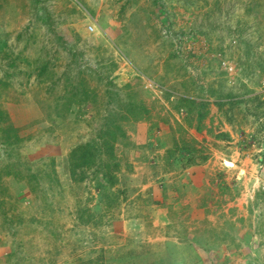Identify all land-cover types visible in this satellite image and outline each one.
I'll return each instance as SVG.
<instances>
[{"label": "rangeland", "instance_id": "374dc122", "mask_svg": "<svg viewBox=\"0 0 264 264\" xmlns=\"http://www.w3.org/2000/svg\"><path fill=\"white\" fill-rule=\"evenodd\" d=\"M221 84L241 103L199 132L174 105ZM163 137L208 174H163ZM0 242V264H264V0H0Z\"/></svg>", "mask_w": 264, "mask_h": 264}, {"label": "trees", "instance_id": "16d2710c", "mask_svg": "<svg viewBox=\"0 0 264 264\" xmlns=\"http://www.w3.org/2000/svg\"><path fill=\"white\" fill-rule=\"evenodd\" d=\"M161 13L164 15L165 12L162 11ZM178 43H180V42H178ZM222 73L223 74H221V75L226 74L225 72H222ZM83 83H85V82H83ZM136 92H137V90L134 93L135 102H136V100H138V97H137L138 92L137 93ZM207 93H208V90H207ZM208 94L211 97H217L218 98V101L216 102V104L220 108L224 107L226 104L236 105V104L241 103V99H237V98H240L241 96L238 95L237 92L234 91V89L229 90L228 85H226V84L219 85V89H217V90L210 88V91ZM209 106H210V103H208L207 101L202 100V101L197 102V98H193L191 96L189 97L187 95L179 96L177 103L174 105V107L179 111H180V109L186 108L185 110L187 112H189L190 114H194L193 112L197 113V121L198 122H196L197 126L195 128L199 132H202L204 129V121L207 118V116H209ZM1 117H3L2 119L7 120L6 115H1ZM190 122H191V120H190ZM178 126L180 128H183L180 123L178 124ZM208 132L212 133L213 131L210 129V130H208ZM5 133L8 136H12V135L17 133V130L10 127L5 131ZM172 133H176V131H173ZM117 134L119 136L125 135L123 127L118 125V124L114 125V130H113L112 136L115 137ZM229 137H230V135L228 133H224V132L216 135V138L218 140H221V141H226L229 139ZM163 138L165 140L162 141V143H161L162 146L168 147L169 144L174 145L173 146L174 149H172V151L169 152V157H168L169 160L167 159V162L170 164L171 167L173 165H174V167L180 166L182 162H185L186 165L191 167V166H194L198 163V159L200 157L202 158V154L199 153V151L197 149V145H194V143H191L190 140H187V139L182 137L180 141L173 139V143H172V142H169V140H167L168 137H163ZM19 141H20V138L16 137L15 142L17 143ZM148 146H150V144ZM153 147H154V144H153ZM90 153L93 154V151H91ZM87 158L90 159L89 157H87ZM184 158H185V161H183ZM204 158H206V157H204ZM110 160L112 161V164L111 163L106 164L108 171L103 174V177H106V178H108V174L111 175L113 173L114 169L117 171V168L120 165L119 164L120 161L114 155V148L113 147L111 148ZM201 160H203V159H201ZM205 160L206 159H204V161ZM113 161H115L114 164H113ZM111 177H115V175H112ZM109 181L111 183L113 181V179L109 178ZM113 183H114V181H113ZM106 196L108 197V199L111 202V203H109L110 206H114V204H116L119 201L118 195H108L107 194Z\"/></svg>", "mask_w": 264, "mask_h": 264}, {"label": "crops", "instance_id": "0c3cea01", "mask_svg": "<svg viewBox=\"0 0 264 264\" xmlns=\"http://www.w3.org/2000/svg\"><path fill=\"white\" fill-rule=\"evenodd\" d=\"M181 61V60H180ZM179 69V68H178ZM182 70H183V72H184V70H185V72H186V69L185 68H181ZM181 96H182V94H181ZM186 108H184V109H181V110H183V111H186L185 110ZM187 115L188 116H190L191 114L189 113V112H187ZM197 116L195 115V114H193V116L191 117V118H195V119H197L196 118ZM191 120V119H190ZM180 122H182V121H180ZM166 133V132H165ZM172 144H170V146H171ZM174 146V145H173ZM172 149H174L173 147L172 148H170V149H168L169 151L167 152V150H166V152L164 153V155H163V158H164V162L162 163V166H163V168L165 167V169L163 170V174H171V173H175V172H178V171H180V172H178V174H184V177H196L195 175H197V177H205V175H207L208 174V172L210 171V165H211V160H209L208 162H207V164L206 165H204V166H202V168H201V166L200 167H196V166H194V167H190L188 170L186 169V168H188V165H186L185 164V162H182L181 163V165L180 166H176V167H174V165L171 167L170 166V164L167 162V159L169 160V152L170 151H172ZM230 156V155H229ZM228 158V157H227ZM233 157L231 156V159H232ZM229 159V158H228ZM230 159V160H231ZM183 161H185V158L183 159ZM233 161V160H232ZM229 162H231V161H229ZM172 163V162H171ZM217 164H220V163H218L217 162ZM222 165V164H221ZM214 166H216V165H214ZM156 167H152V169H153V171H154V174H156V173H158L159 171H157L156 169H155ZM230 168V167H229ZM211 175H212V173H211ZM129 176L130 177H136L137 175H134V173H132V174H129ZM141 185H143V183L141 184ZM22 196H25V194L24 195H22ZM21 196V197H22ZM22 199V198H21ZM147 203V202H146ZM187 210V209H186ZM190 213H193L194 212V210H190L189 211ZM15 222H17L16 220H13V219H9V223L11 224V225H14L15 224ZM145 225H146V227H147V225H148V227L150 228V233H158L157 231H160V232H162V230H158L157 228L160 226V224L159 223H157L154 219H152V220H149L147 223L146 222H143ZM192 224V227H196L197 225H198V222H192L191 223ZM163 225L164 226H172L171 224H169V223H167V222H163ZM196 228H199V227H196ZM212 228H214V227H212ZM208 229H209V227H208ZM207 229V230H208ZM30 230L31 231H34V230H36V228H33L32 227V225L30 226ZM213 234V233H212ZM174 235H175V238L177 239V240H179L180 242L179 243H177V245H175V244H173V243H171V246H173V247H171V248H173V249H175L176 250V253H177V258H175V259H173V258H171V257H167V258H170V259H172V260H174L173 261V263L175 262V261H179L180 263H188V262H190V261H193L192 259H189L188 258V256L187 255H185L184 254V256H182L181 255V253H179L178 252V250L180 249V244H184L185 242V235L186 234H178V233H174ZM198 236V235H197ZM189 238L191 239V240H193L194 238H195V235L194 234H191L190 236H189ZM221 237H217L216 235H214V242H211V244H213V245H215L216 243H218V240L220 239ZM176 241V240H175ZM184 242V243H183ZM1 242H0V246H1ZM5 244V243H4ZM182 246V245H181ZM4 247V246H3ZM6 249H8L7 247H4V249L2 248V250H0V253L2 252V251H4V250H6ZM196 250H197V248H195ZM166 253H167V251H165ZM183 252V251H182ZM3 254H7L6 252L5 253H3ZM179 256H180V259H179ZM144 257L146 258V260H151L150 258L148 259V255L146 254V253H144ZM196 257L198 258V255L196 254ZM194 259H196L195 257H194ZM155 260H157V259H155ZM190 260V261H189ZM161 261V259L158 261V262H160ZM196 261H198L197 259H196ZM249 261L250 260H248L247 259V257H246V262H248L249 263ZM169 262V261H168ZM194 262V261H193ZM169 263H171V262H169Z\"/></svg>", "mask_w": 264, "mask_h": 264}, {"label": "clouds", "instance_id": "9594fccd", "mask_svg": "<svg viewBox=\"0 0 264 264\" xmlns=\"http://www.w3.org/2000/svg\"><path fill=\"white\" fill-rule=\"evenodd\" d=\"M177 34H179V33H177ZM172 40V39H171ZM187 40H185L184 38H183V41H182V43L181 44H179V43H177V45H180V46H182L183 44H185V42H186ZM171 43H173V44H175L176 42H174V41H172ZM180 60H181V62L183 63V66H184V68H186V64L184 63V60L183 59H181V58H179ZM222 72H225V70H221V73ZM226 73V72H225ZM223 74V73H222ZM225 75V74H224ZM154 86H156L157 87V85H154ZM160 87H161V85H160ZM157 88H159V87H157ZM159 89H161V88H159ZM162 90V89H161ZM175 97V96H174ZM202 100H204V101H207L208 103H210V105H212L213 107H216L217 106V104H216V102L218 101V98L217 97H211V96H207V98H205V99H197V101H202ZM216 105V106H215ZM226 159L227 160H229V161H231L233 164H234V167H231V168H229V167H227V165H226ZM222 160L224 161V167L225 168H228V169H233V168H235L236 167V163L234 162V161H232V160H230V159H228V158H225V159H223L222 158ZM153 218L150 216L147 220L149 221V220H152Z\"/></svg>", "mask_w": 264, "mask_h": 264}, {"label": "built area", "instance_id": "2783aa9c", "mask_svg": "<svg viewBox=\"0 0 264 264\" xmlns=\"http://www.w3.org/2000/svg\"><path fill=\"white\" fill-rule=\"evenodd\" d=\"M170 39L174 40L176 43L180 42L179 44H181L183 41V37L177 33H173V35L170 37Z\"/></svg>", "mask_w": 264, "mask_h": 264}]
</instances>
